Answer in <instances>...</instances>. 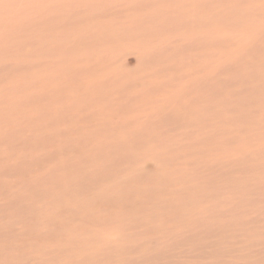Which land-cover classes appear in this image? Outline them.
<instances>
[{
    "label": "rangeland",
    "instance_id": "1",
    "mask_svg": "<svg viewBox=\"0 0 264 264\" xmlns=\"http://www.w3.org/2000/svg\"><path fill=\"white\" fill-rule=\"evenodd\" d=\"M0 264H264V0H0Z\"/></svg>",
    "mask_w": 264,
    "mask_h": 264
}]
</instances>
